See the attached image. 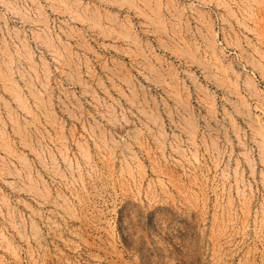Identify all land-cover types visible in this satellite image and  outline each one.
Listing matches in <instances>:
<instances>
[{
  "label": "rangeland",
  "instance_id": "rangeland-1",
  "mask_svg": "<svg viewBox=\"0 0 264 264\" xmlns=\"http://www.w3.org/2000/svg\"><path fill=\"white\" fill-rule=\"evenodd\" d=\"M0 264H264V0H0Z\"/></svg>",
  "mask_w": 264,
  "mask_h": 264
}]
</instances>
